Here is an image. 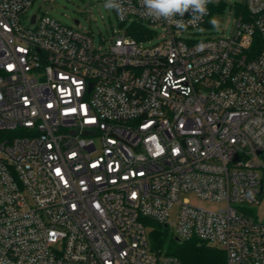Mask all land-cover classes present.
<instances>
[{"label": "built area", "instance_id": "built-area-1", "mask_svg": "<svg viewBox=\"0 0 264 264\" xmlns=\"http://www.w3.org/2000/svg\"><path fill=\"white\" fill-rule=\"evenodd\" d=\"M34 1L0 0V264H182L153 221L264 264V0L222 35L115 0L97 47Z\"/></svg>", "mask_w": 264, "mask_h": 264}, {"label": "rangeland", "instance_id": "rangeland-1", "mask_svg": "<svg viewBox=\"0 0 264 264\" xmlns=\"http://www.w3.org/2000/svg\"><path fill=\"white\" fill-rule=\"evenodd\" d=\"M226 5L221 13L214 14L212 19L219 22L218 27L212 26L210 32L214 35H222L223 33L229 34L235 23L234 9L231 5L236 1L243 0H224ZM108 3L107 0H35L31 8L29 9V15L34 13L48 14L63 23L70 25L80 30L88 31L92 37L95 46H99L102 42L103 35H108L112 32L113 28H118V20L113 8L105 7ZM75 20H79L77 24ZM209 32V33H210ZM162 34L161 30H158L157 37H154L153 41H156ZM211 34V33H210ZM203 35V34H202ZM187 197L192 203L208 206L218 207L217 204H208L202 200L195 198L192 194L183 195L182 198ZM177 206L170 213L169 221L174 223L177 217ZM257 219L264 222V194L261 197V202L254 206ZM148 228L150 231L153 227V223ZM172 233V230L169 229Z\"/></svg>", "mask_w": 264, "mask_h": 264}, {"label": "trees", "instance_id": "trees-1", "mask_svg": "<svg viewBox=\"0 0 264 264\" xmlns=\"http://www.w3.org/2000/svg\"><path fill=\"white\" fill-rule=\"evenodd\" d=\"M225 5L226 1L224 0H211L208 4V26L213 25L211 23L213 15L221 13ZM231 6L236 14L247 15L244 1H236ZM136 27H141V24L132 26L130 32L137 37L135 34ZM256 38L254 49L260 47V37L257 35ZM9 134L7 131H0V141ZM152 223L153 227L150 231V239L154 250L177 256L182 264H226L225 253L222 249L210 246L196 238L178 241L169 228H165L154 221Z\"/></svg>", "mask_w": 264, "mask_h": 264}, {"label": "clouds", "instance_id": "clouds-1", "mask_svg": "<svg viewBox=\"0 0 264 264\" xmlns=\"http://www.w3.org/2000/svg\"><path fill=\"white\" fill-rule=\"evenodd\" d=\"M211 0H142L146 9V15L153 19L163 18L170 23H175L177 27L184 28L186 25L183 20H175L179 15L183 17L185 13H191L192 22L200 20L207 14V5ZM105 7H115L119 10V5L115 0H108ZM214 27L219 26L215 19L211 21Z\"/></svg>", "mask_w": 264, "mask_h": 264}, {"label": "water", "instance_id": "water-1", "mask_svg": "<svg viewBox=\"0 0 264 264\" xmlns=\"http://www.w3.org/2000/svg\"><path fill=\"white\" fill-rule=\"evenodd\" d=\"M75 22H76V23H78V22H79V20H75ZM177 240H178V239H177ZM178 241H179V240H178Z\"/></svg>", "mask_w": 264, "mask_h": 264}]
</instances>
